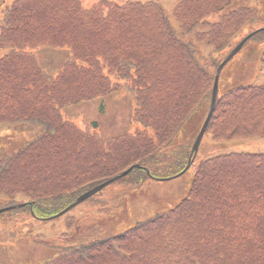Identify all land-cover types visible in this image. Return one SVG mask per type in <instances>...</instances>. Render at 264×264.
I'll return each instance as SVG.
<instances>
[{"label": "trees", "instance_id": "1", "mask_svg": "<svg viewBox=\"0 0 264 264\" xmlns=\"http://www.w3.org/2000/svg\"><path fill=\"white\" fill-rule=\"evenodd\" d=\"M174 18L177 27L153 1L16 0L6 10L0 124L35 126L22 148L0 144V194L25 195L29 203L20 210L48 218L135 165L118 183L139 188L186 168L216 69L264 21V0H178ZM252 40L264 45V31ZM39 46L67 47L70 55L50 73L32 55ZM121 82L133 93L134 132L104 137L97 121L82 130L63 117L66 105L104 96ZM208 133L217 141L264 138V82L220 90ZM100 230H73L74 245L43 264H264V153L199 161L174 208L118 232Z\"/></svg>", "mask_w": 264, "mask_h": 264}, {"label": "rangeland", "instance_id": "2", "mask_svg": "<svg viewBox=\"0 0 264 264\" xmlns=\"http://www.w3.org/2000/svg\"><path fill=\"white\" fill-rule=\"evenodd\" d=\"M12 1L0 0V4L5 7ZM155 1L166 9L174 26L177 27L178 23L174 18V6L177 0ZM85 3L90 4L86 0ZM260 26L264 27V21L255 28ZM254 43L255 41H251L229 62L222 74L223 89L232 86L234 82L243 84H262L264 82V67L261 62L263 45ZM204 47L205 49L209 48L206 45ZM40 48L42 64L51 68L57 67L61 60L63 62L69 55L67 47H60L65 50V53ZM3 50V47H0V56L3 54ZM38 50L39 48L36 52ZM44 50L48 51L42 54ZM127 90L128 92L121 88L115 91L105 97L104 102L98 100L69 105L64 109V112L68 114L66 115L68 118L79 124H82L85 118L97 120L99 131L104 136H116L132 131L135 127L134 122L131 121L133 99L130 90ZM26 124L21 125L22 129L20 125H10L16 129L15 132L6 128L1 133V137L5 139L1 140L0 144L8 149L14 148L13 151L22 148L24 143L32 137L31 131L35 126L32 121H28ZM212 151L214 154L210 155ZM228 152L264 153V138L255 136L242 140L217 141L210 133H207L202 141L195 164L184 175L171 180L148 179L139 188L129 186V189H125L127 182L115 183L101 194L98 193L99 195L97 194L95 198H90L76 206L71 212H68V216L38 219L24 210L8 211L11 213H5L0 218V264H41L49 257L59 254L67 245H74L73 238L75 236L71 232L75 229L79 232L80 230L88 231L91 228L98 234L104 233V230H100V228H106L108 233L118 232L127 228L137 219L143 220L158 211L170 209L186 196L199 161ZM124 189L128 190L127 195L122 197L121 205L117 204L115 199L119 194H124ZM12 199L19 202L29 201V197L23 194H0V206L9 203ZM100 199L105 207L99 206ZM114 203L115 205H113ZM118 209L120 213H118ZM85 218H87L86 222L83 221ZM71 221L74 222L71 223ZM82 223L83 226H80Z\"/></svg>", "mask_w": 264, "mask_h": 264}, {"label": "water", "instance_id": "3", "mask_svg": "<svg viewBox=\"0 0 264 264\" xmlns=\"http://www.w3.org/2000/svg\"><path fill=\"white\" fill-rule=\"evenodd\" d=\"M244 42H241L231 53L230 55L227 57V59L219 66L218 71H217V75H216V79H215V84H214V89H213V97H212V106H211V110L207 116V119L195 141V144L193 146V153H196L199 149L201 140L203 138V135L207 129L208 123L211 119V116L214 112L215 109V104H216V99H217V94H218V87H219V77H220V73L224 67V65L242 48V46L244 45ZM129 173V170L124 172L123 174L116 176L106 182H104L101 185L96 186L95 188L91 189L90 191L86 192L85 194H83L82 196H80L72 205H70L65 211L62 212L65 213L67 211H69L70 209L74 208L75 206H77L78 204L82 203L83 201H85L86 199H88L89 197L93 196L95 193L99 192L100 190H102L104 187L108 186L109 184L115 182L116 180L120 179L121 177L127 175ZM10 209V208H8ZM4 210H1V212H3Z\"/></svg>", "mask_w": 264, "mask_h": 264}]
</instances>
